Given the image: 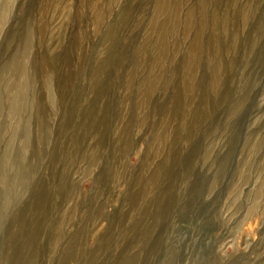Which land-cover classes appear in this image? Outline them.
I'll return each mask as SVG.
<instances>
[{"label":"rangeland","instance_id":"374dc122","mask_svg":"<svg viewBox=\"0 0 264 264\" xmlns=\"http://www.w3.org/2000/svg\"><path fill=\"white\" fill-rule=\"evenodd\" d=\"M0 264H264V0H0Z\"/></svg>","mask_w":264,"mask_h":264}]
</instances>
